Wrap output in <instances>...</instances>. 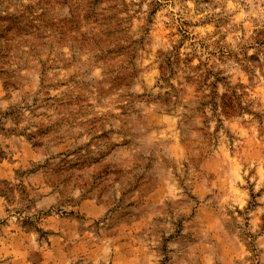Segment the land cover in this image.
I'll list each match as a JSON object with an SVG mask.
<instances>
[{
    "label": "rangeland",
    "instance_id": "obj_1",
    "mask_svg": "<svg viewBox=\"0 0 264 264\" xmlns=\"http://www.w3.org/2000/svg\"><path fill=\"white\" fill-rule=\"evenodd\" d=\"M0 264H264V0H0Z\"/></svg>",
    "mask_w": 264,
    "mask_h": 264
}]
</instances>
